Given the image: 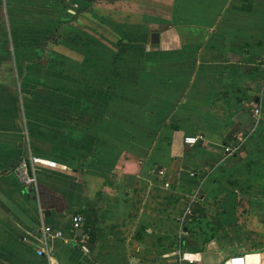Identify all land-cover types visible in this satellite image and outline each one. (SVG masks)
<instances>
[{"label":"crops","instance_id":"crops-1","mask_svg":"<svg viewBox=\"0 0 264 264\" xmlns=\"http://www.w3.org/2000/svg\"><path fill=\"white\" fill-rule=\"evenodd\" d=\"M79 1L86 9L69 17L61 0H0V264H50L36 255L43 225L62 232L48 240L60 264H177L178 242L194 264H264V0ZM27 12L62 26L49 42L59 56L12 60L20 42L6 40L5 23L34 30ZM116 17L122 25H108ZM42 62L60 66L65 87H13ZM28 156L57 168L35 165L25 188L14 170ZM85 208L96 214L88 253L71 240Z\"/></svg>","mask_w":264,"mask_h":264},{"label":"rangeland","instance_id":"rangeland-1","mask_svg":"<svg viewBox=\"0 0 264 264\" xmlns=\"http://www.w3.org/2000/svg\"><path fill=\"white\" fill-rule=\"evenodd\" d=\"M73 3H76L78 7L74 8L72 5H69V7H71V9L69 8L70 9L69 12H67V14H68L67 16H69V17H71L72 15H76L77 13H80L81 9L83 11L87 7V4L82 6V2L79 0H73ZM66 5H68V4H66ZM71 10H74L75 12H72ZM35 14L36 15L38 14L39 18L31 17V15H35ZM20 15L28 20V26H30L31 24H33L32 21L34 19H38V22H41L42 18H40V16L46 15V12H27V15H24V14H20ZM23 17H20L19 20L22 21V22H20V24H22V26H25L26 23H25ZM62 17L66 18L64 15ZM119 20H120V22L124 21V19H120V17H116V18L111 19L107 22H108V25H110L111 27L115 26L114 24L119 26V25H122L119 22ZM70 21H71V19H70ZM56 28H58V27H56ZM61 28H62V26H60L57 29L58 31H54V26L51 25L47 21V23L41 22V24L36 25L34 27V30H29L26 33H23L24 31H26V29H24L23 31L20 32L19 35H17V33L13 32V31H15L14 28H12V27L9 28L8 26H6V23H5L4 29H5L6 40L9 42V40H8L9 36H10V39H12L14 36L15 37L17 36L16 37L17 41L19 40V42H20L19 43L20 46H17V44H16L17 48L15 47L14 50L11 49V52L13 54L12 60L15 61L16 58H18V59L21 58L22 61L25 63H28V62L32 63V62H37L38 60L43 61L47 57H50V56L51 57L54 56L53 58H55L56 56H59V54H60L59 51L54 49V53H53V51H52L53 50V47H52L53 44H52V42L51 43H49V42L51 40L53 41L57 37H58L57 39H60L61 35L58 33L62 32ZM30 31H32V33ZM122 34L124 35V33L120 32V31H117L115 33V36H117L116 41L118 43H121L124 40L122 37ZM62 39L66 43H68V41H73V42L77 41L76 35L72 34V33L64 34ZM60 52H61V50H60ZM47 66L52 67V64L50 65V63L42 62V65L39 64L37 67H35L36 69H35L34 73L36 75L27 74L26 77L23 78L21 84H19V82L17 83V81H13V87L16 89H21V90L25 89L27 91L28 90L29 91L34 90V89H37V90L41 89V90H45L46 92H48L50 90H55V89H62L63 87H65L66 84H64L60 80L61 78L58 76H55L57 71L59 72L60 66L58 64H55V65L53 64L52 68L55 71L53 75H51V73L49 75L47 74L49 72V69ZM8 68L12 69L13 77L19 76L17 74H18V71H20V70L16 67V70H17L16 71L13 64H10V66ZM8 68L6 67V72H8ZM67 82H72L71 86H74V87L76 86L75 84H77L75 81H72V80H69V81L67 80Z\"/></svg>","mask_w":264,"mask_h":264},{"label":"built area","instance_id":"built-area-1","mask_svg":"<svg viewBox=\"0 0 264 264\" xmlns=\"http://www.w3.org/2000/svg\"><path fill=\"white\" fill-rule=\"evenodd\" d=\"M64 4L72 5L74 8H77V4L73 3L72 0H61ZM249 107H251V111L254 116V123L253 127H256L259 119L261 118L262 112L261 107L253 102L250 101L248 104ZM202 139L201 136L198 137H186L184 138V144L188 146L195 145L198 140ZM241 144H242V136L239 138V144L231 147L228 149V156H232L233 154L239 153L241 150ZM44 165L48 168H57V165L55 162L51 161H44L39 158H35L33 156H28L26 158H23L16 166L14 172L16 177L18 178L20 184L25 187L29 188L35 185L36 178H35V172H34V166L35 165ZM159 177L164 176V171L159 170L157 172ZM191 177L195 176V173H190ZM164 187H169V184L167 182L164 183ZM200 198H199V191L196 190L193 192L190 196L187 197L185 208L181 214V217L179 219V226L182 229V227L185 225V222L195 215L194 208L197 204H199ZM82 226V219L79 215H74L72 217V233L73 237L71 240L75 241L79 246L80 249L84 253H88L89 249L86 245V242L88 240V236L84 233L81 237H78L76 234L81 229ZM185 233L182 232V230L179 231L178 238L180 239L182 235ZM42 240L41 245L36 250V255L39 258L45 259L50 264H60L57 261L54 260V251L51 248L50 244L48 243V240L53 239H63L62 232L59 230H53L49 226L43 225L42 226ZM175 254L178 256L177 264H194L198 261L197 258H191L188 257L186 253L181 252V245L180 242L177 243ZM223 264H247L246 256L245 255H234L229 258H227Z\"/></svg>","mask_w":264,"mask_h":264},{"label":"trees","instance_id":"trees-1","mask_svg":"<svg viewBox=\"0 0 264 264\" xmlns=\"http://www.w3.org/2000/svg\"><path fill=\"white\" fill-rule=\"evenodd\" d=\"M78 215L82 219L83 233L88 236V241L90 240L91 242L95 237L96 214L93 209L85 208L81 210Z\"/></svg>","mask_w":264,"mask_h":264},{"label":"water","instance_id":"water-1","mask_svg":"<svg viewBox=\"0 0 264 264\" xmlns=\"http://www.w3.org/2000/svg\"><path fill=\"white\" fill-rule=\"evenodd\" d=\"M159 41V36L157 33H152L151 34V39H150V42L151 44H157ZM83 234V229H82V226H81V229L78 231V237H81Z\"/></svg>","mask_w":264,"mask_h":264}]
</instances>
